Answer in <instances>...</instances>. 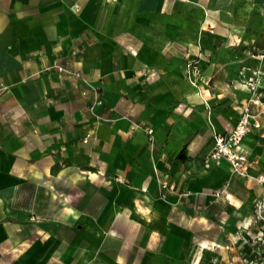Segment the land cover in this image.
<instances>
[{"label":"crops","instance_id":"0c3cea01","mask_svg":"<svg viewBox=\"0 0 264 264\" xmlns=\"http://www.w3.org/2000/svg\"><path fill=\"white\" fill-rule=\"evenodd\" d=\"M249 77L264 0H0V264H264V116L205 165Z\"/></svg>","mask_w":264,"mask_h":264},{"label":"built area","instance_id":"2783aa9c","mask_svg":"<svg viewBox=\"0 0 264 264\" xmlns=\"http://www.w3.org/2000/svg\"><path fill=\"white\" fill-rule=\"evenodd\" d=\"M201 55L195 58H187L186 74L192 80H199L202 77V68L200 64ZM61 70L64 68L59 66ZM256 74L257 71H254ZM245 84L254 91L253 95L246 100L240 117L233 128L224 132L216 131L212 148L205 158V165L209 166L212 162L226 159L234 173L248 176L249 167L255 161L249 158L247 152L241 149V143L246 134L253 128H258L262 125L258 119V115L264 116V100L261 99V92H257V83L253 77H249ZM252 104L259 106L257 111H253ZM153 130L148 129L151 133ZM87 139V138H85ZM260 182H264V174L257 176ZM167 182H163V186H167ZM255 216L259 222L260 231H264V196L259 198L255 203ZM260 236V235H259ZM262 236V235H261Z\"/></svg>","mask_w":264,"mask_h":264}]
</instances>
